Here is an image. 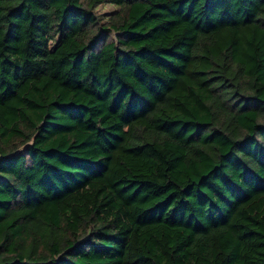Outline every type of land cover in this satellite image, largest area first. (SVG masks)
<instances>
[{"label":"trees","instance_id":"trees-1","mask_svg":"<svg viewBox=\"0 0 264 264\" xmlns=\"http://www.w3.org/2000/svg\"><path fill=\"white\" fill-rule=\"evenodd\" d=\"M0 264H264V0H0Z\"/></svg>","mask_w":264,"mask_h":264},{"label":"rangeland","instance_id":"rangeland-1","mask_svg":"<svg viewBox=\"0 0 264 264\" xmlns=\"http://www.w3.org/2000/svg\"><path fill=\"white\" fill-rule=\"evenodd\" d=\"M117 7L113 4H102L96 7L95 12L102 14L105 18L108 17Z\"/></svg>","mask_w":264,"mask_h":264}]
</instances>
